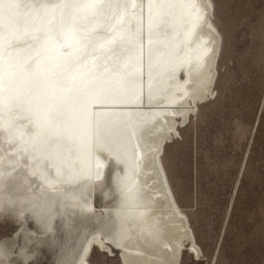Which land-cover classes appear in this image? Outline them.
Here are the masks:
<instances>
[{"label": "bare ground", "instance_id": "bare-ground-1", "mask_svg": "<svg viewBox=\"0 0 264 264\" xmlns=\"http://www.w3.org/2000/svg\"><path fill=\"white\" fill-rule=\"evenodd\" d=\"M211 2L0 0V207L43 232L87 211L100 226L71 264H91L100 244L121 264H179L188 246L200 255L164 154L215 95L222 34ZM98 189L103 212L92 214ZM15 245L0 241L1 264Z\"/></svg>", "mask_w": 264, "mask_h": 264}, {"label": "rangeland", "instance_id": "rangeland-1", "mask_svg": "<svg viewBox=\"0 0 264 264\" xmlns=\"http://www.w3.org/2000/svg\"><path fill=\"white\" fill-rule=\"evenodd\" d=\"M213 1L222 34L215 95L199 104L164 154L201 247L199 256L184 248L179 264H264V0ZM112 168L109 163L104 187L113 185ZM93 200L92 214H101L102 189ZM22 216L10 203L0 207V241L16 242L12 264H64L100 226L82 208L66 221L56 218L47 232ZM117 254L95 248L90 262L121 264Z\"/></svg>", "mask_w": 264, "mask_h": 264}, {"label": "snow or ice", "instance_id": "snow-or-ice-1", "mask_svg": "<svg viewBox=\"0 0 264 264\" xmlns=\"http://www.w3.org/2000/svg\"><path fill=\"white\" fill-rule=\"evenodd\" d=\"M8 7H9V9H11V8L14 7V4L9 3ZM208 7H209V8L213 7V4H212L211 0H209ZM209 26H211V24H210ZM31 135L34 136V137H36V136H38L39 134H38V133H32ZM99 246H100L101 250H105L103 244H100ZM117 246H119V245H117ZM85 252H87V249H85ZM81 259H82V258H81ZM64 264H71V262L69 261L67 255H65V257H64Z\"/></svg>", "mask_w": 264, "mask_h": 264}]
</instances>
